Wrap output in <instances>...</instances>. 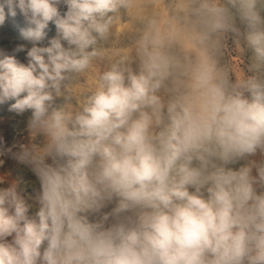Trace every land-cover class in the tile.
Instances as JSON below:
<instances>
[{
    "label": "clouds",
    "instance_id": "1",
    "mask_svg": "<svg viewBox=\"0 0 264 264\" xmlns=\"http://www.w3.org/2000/svg\"><path fill=\"white\" fill-rule=\"evenodd\" d=\"M228 5L253 53L234 82ZM5 8L31 46L0 50V104L44 140L16 153L40 191L0 187V264H264V162L228 167L264 155V0H0V26Z\"/></svg>",
    "mask_w": 264,
    "mask_h": 264
},
{
    "label": "rangeland",
    "instance_id": "2",
    "mask_svg": "<svg viewBox=\"0 0 264 264\" xmlns=\"http://www.w3.org/2000/svg\"><path fill=\"white\" fill-rule=\"evenodd\" d=\"M137 3H143L144 0H136ZM230 11L234 17V24L241 32V37L239 38V43H237V37L234 33H227L223 41L222 55L219 57V63L221 66L227 67L230 70L231 79L233 82L236 79L235 69L239 68L245 75H252L253 73L248 71V66L251 63L252 50L249 49L243 40V33L247 31L246 24L240 19L239 14L234 8L228 5ZM64 8L61 9L63 12ZM138 9L134 8L130 10V15L135 13ZM6 19L2 26H0V50H3L8 55L15 56L22 63H27L26 51H16L18 46L31 45L23 38L22 30L27 28V24L24 18L19 14L17 10V15L12 17L8 15V10L5 8ZM261 15L264 16V9L261 10ZM128 18L124 17V22H127ZM128 24L121 25L117 22L116 30L121 31L122 28L128 27ZM46 37L43 44H47L48 40L56 35V28L53 23L50 22L49 28L45 30ZM105 47H112L113 42H102ZM132 43L131 35L124 36L117 46L119 47H129ZM136 67V64H133ZM99 70V67L92 69L86 77L78 76L70 83L72 84H84V87H90L94 84L95 73ZM78 92L81 88L77 89ZM15 103L14 100H9L4 104H0V160H3V164L0 165V177L3 178V183H0V187H8L10 183L15 182L17 184V190L26 198L34 197L37 192L40 191V184L38 178L30 170L28 166L20 163L16 159V153L21 151L22 146H29L31 144H42L44 137L38 135L35 138L32 137L30 129L28 127L29 121L31 119V110H27L22 114H18L13 110H10L11 104ZM65 101L63 97L56 98L53 106L57 109L63 107ZM250 160H255L256 162H264V155L257 152L255 156L247 157L246 159H241L234 164H229L228 167L234 170L247 164ZM47 163L52 164L53 160L48 158ZM63 163V161H59ZM253 175H256L255 169H253ZM259 191H264V189H258ZM31 203V201H29ZM116 206L115 199L107 204L106 207L101 209L100 213H94L89 215L90 222H96L103 213H111L113 208ZM37 210L36 207L30 209V215L34 214ZM115 222V217L110 216L109 220L105 223L108 227Z\"/></svg>",
    "mask_w": 264,
    "mask_h": 264
}]
</instances>
